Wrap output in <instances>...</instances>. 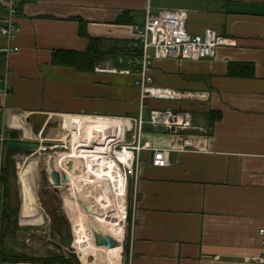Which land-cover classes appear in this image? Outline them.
Masks as SVG:
<instances>
[{
  "label": "crops",
  "instance_id": "crops-1",
  "mask_svg": "<svg viewBox=\"0 0 264 264\" xmlns=\"http://www.w3.org/2000/svg\"><path fill=\"white\" fill-rule=\"evenodd\" d=\"M148 2L26 0L18 17L19 40L10 42L0 33V87L5 77L11 85L8 94L0 90V131L14 130L13 120L24 135L32 128L43 137L50 135L55 119L69 130L77 117L71 115L138 116L136 76L99 67H130L134 25L144 22ZM153 5L188 11L191 34L213 28L235 44L219 48L213 59L154 63L157 86L206 91L208 99L145 102L148 116L152 108L191 110L195 128L186 134L197 144L173 149L165 167L153 164L151 151L143 152L140 177L133 180L129 264H264L255 259L262 255L259 230L264 228V0H154ZM7 21L5 0H0V27ZM90 38L99 40L105 54L92 66L54 63L55 52H84ZM10 44L20 50L5 58L2 49ZM99 116L85 117L107 119ZM83 117L78 121L95 126ZM120 120L115 124L122 135ZM144 139L159 147L175 140L150 125ZM5 240L2 264H51L15 261L18 254L7 250Z\"/></svg>",
  "mask_w": 264,
  "mask_h": 264
},
{
  "label": "built area",
  "instance_id": "built-area-1",
  "mask_svg": "<svg viewBox=\"0 0 264 264\" xmlns=\"http://www.w3.org/2000/svg\"><path fill=\"white\" fill-rule=\"evenodd\" d=\"M26 0H5L7 24L0 27V33L6 36L10 42L19 40L22 28L18 22ZM154 0H149L145 14V20L142 24H135L136 42L131 44L132 59L130 67H99V70L111 73H121L136 76V85L141 90V108L138 116L134 117H114L99 115H71V116H99L108 118H119L123 125V134L115 131L110 137V149L105 156L116 158L122 151H131L130 164L123 163V170L128 178L136 182L139 179V169L144 151L153 153V164L159 167H165L170 164V154L173 149H186L196 147L197 138L186 134L188 130L195 128L194 114L188 109L176 108H152L148 118L145 114V102L150 98L178 99L181 101H205L208 99L206 91H179L172 88L160 87L155 84L154 63L161 59H189L204 60L213 59L218 56L219 48L226 45L235 44L234 39L227 37L213 28L206 29L201 34H191L187 28L189 13L186 10H156L153 5ZM19 46L10 44L4 46L2 51L5 58L19 51ZM3 85L0 90L8 94L11 91V85L8 79L2 78ZM15 114L13 115V117ZM62 115H60L59 119ZM19 122V121H18ZM59 124L62 126L60 120ZM154 128H163L167 130L175 140L170 146H155L151 141L144 139V133L147 126ZM14 130H18L20 138L17 140H30L29 142H38L39 148H43L42 143L45 139L36 134L31 128L30 136L23 134V129L19 123H9ZM67 129V127H65ZM67 136H70L71 130H68ZM9 141L6 130L0 131V142L5 144ZM66 141V140H65ZM38 148V149H39ZM64 149L62 154L71 153V143L66 141L61 145ZM39 149V150H40ZM20 163V162H19ZM18 163V166H19ZM122 163V162H121ZM64 178V175H63ZM127 185V188H128ZM128 213V211H127ZM126 217L127 214H126ZM3 195L0 190V249L3 228ZM262 244V255L255 257L258 262L264 263V228L259 230ZM0 264L2 259L0 258Z\"/></svg>",
  "mask_w": 264,
  "mask_h": 264
},
{
  "label": "bare ground",
  "instance_id": "bare-ground-1",
  "mask_svg": "<svg viewBox=\"0 0 264 264\" xmlns=\"http://www.w3.org/2000/svg\"><path fill=\"white\" fill-rule=\"evenodd\" d=\"M83 116H77L72 121L70 136H65L63 139L71 143V154L62 156L56 161L50 160V181L58 187L54 172H63L68 178L70 191L73 196V203L69 207L68 217L74 224L75 242L74 248L80 253L82 264H122L124 244L127 236V221H126V189L127 181L123 163L130 164L131 151H122L119 155V160L105 156L107 150L110 149V137L115 131L118 132L115 124L116 118L95 119L89 120L95 126L84 125V121H78ZM16 119V118H15ZM18 120L20 118H17ZM18 123V122H17ZM25 123V122H24ZM20 124V123H19ZM27 128V126H26ZM29 130V129H28ZM30 134V133H29ZM69 158V159H66ZM30 165L24 164L19 174V179L22 187V200L24 211L27 214H32L38 209L36 197L39 193L37 184L39 174V158H29ZM122 162V163H121ZM29 163V162H28ZM63 170V171H62ZM61 175V174H60ZM63 181V180H62ZM116 187L117 192L121 194L124 205L113 208L110 202L111 190ZM103 189L102 197L96 193L93 196L94 189ZM64 193V190H62ZM91 193V195H90ZM81 195L87 198L90 196L94 201L92 204L84 206L81 203ZM89 197V198H90ZM111 204L105 210H95V203L104 202ZM113 208V209H112ZM92 219L96 224L94 227L100 229L104 234L111 235L118 239L119 244L114 248L99 246L95 242L94 227H89L88 222ZM94 257L95 260H91Z\"/></svg>",
  "mask_w": 264,
  "mask_h": 264
},
{
  "label": "rangeland",
  "instance_id": "rangeland-1",
  "mask_svg": "<svg viewBox=\"0 0 264 264\" xmlns=\"http://www.w3.org/2000/svg\"><path fill=\"white\" fill-rule=\"evenodd\" d=\"M148 117V112L146 113ZM59 124V120L55 119L50 127L51 133L48 136H43L45 141L41 146L43 148L39 149H29L23 148L20 151H16L13 153H6L3 158L4 164H8L11 166L12 170V204L13 207L18 209L17 212H14V216L5 221L4 232L7 238L6 245L7 250L23 255H31L34 257H50V256H58V255H66L67 257L73 256L74 260L78 259L80 264H82L80 256L81 253L74 248L75 242V229L74 224L69 219V207L73 203V196L70 191V186L68 181L65 178L63 172H60L62 187H58L56 184H52L50 181V160L56 161L61 157V153L64 152V149L61 148V145L65 144L66 141L63 139L64 136H67L68 128L61 127ZM30 141V140H26ZM39 158V174L37 179V184L39 187V193L36 197V201L38 204V209L33 215V217H29V214L26 215L23 213L24 208L22 209V187L19 182V174L21 172L22 167L26 163V165H30L29 158ZM69 159V158H66ZM20 162V163H19ZM29 162V163H28ZM13 163V166H12ZM19 163V167H18ZM63 171V170H62ZM64 175V178H63ZM133 180L130 178V183L128 188L126 189V214L128 216L127 211L131 209L134 200L135 187L133 190ZM64 190V193H62ZM93 196L98 193L101 197L103 189H94ZM110 202L113 208H118L124 205V201L122 200L121 194L117 192L116 187L112 188ZM91 195V193H90ZM90 196L88 198L85 195H81V203L84 206L92 204V199ZM106 199L104 202L95 203V210H105L110 206L106 204ZM111 207V206H110ZM21 213L25 214L20 215ZM112 208V209H113ZM109 209V208H108ZM25 212V211H24ZM40 212V213H38ZM39 214V216H38ZM127 221V236L125 246L128 241H131V230L132 223L126 217ZM89 226L87 228L94 227L96 224L92 219L88 222ZM130 247V246H129ZM91 260H95L94 257H90ZM123 261L122 264H129L130 261V252H127L126 247L124 248L123 253Z\"/></svg>",
  "mask_w": 264,
  "mask_h": 264
},
{
  "label": "trees",
  "instance_id": "trees-1",
  "mask_svg": "<svg viewBox=\"0 0 264 264\" xmlns=\"http://www.w3.org/2000/svg\"><path fill=\"white\" fill-rule=\"evenodd\" d=\"M119 22H124L123 19H119ZM90 46L84 52L79 51H72V50H60L55 52L54 54V63L59 65H69L75 66L79 68H84L85 66H92L95 61H98L100 57L103 58V53L100 52L97 44L99 42L98 39L90 38ZM47 129H44V134H47ZM10 134L9 137L11 140H18L19 139V132L18 130H10L8 131ZM19 147H9L5 144L2 145L0 142V190L1 194L4 196V205H3V228H2V237H1V245L4 242V225L5 221L10 220L14 216V212H17L18 209L13 207L12 204V170L11 166L8 164H4L3 158L6 151L11 153L20 151ZM13 166V163H12ZM128 219L130 223H132V210H128ZM130 241L126 244L127 252H130ZM3 254L1 253L0 249V258H3ZM15 261H34V262H41V263H51V264H80L79 260H74L73 256L67 257L66 255H58V256H50V257H25L22 255H16Z\"/></svg>",
  "mask_w": 264,
  "mask_h": 264
},
{
  "label": "water",
  "instance_id": "water-1",
  "mask_svg": "<svg viewBox=\"0 0 264 264\" xmlns=\"http://www.w3.org/2000/svg\"><path fill=\"white\" fill-rule=\"evenodd\" d=\"M6 145L9 147H19L22 149L23 148L38 149L40 146L38 142H27L23 140H19V141L9 140L6 142ZM54 177L58 184L62 183L61 176L58 171L54 172ZM66 178H68V176H66ZM3 205H4V196H3ZM94 235H95V242L99 246H105L107 248H114L118 246L119 244V241L117 238L111 235H108V234H104L100 229H97L96 227H94ZM124 248H125V244H124Z\"/></svg>",
  "mask_w": 264,
  "mask_h": 264
}]
</instances>
